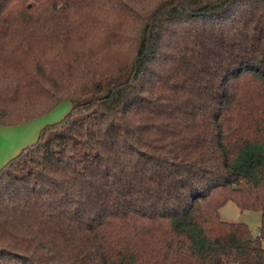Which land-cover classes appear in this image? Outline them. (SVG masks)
<instances>
[{
  "label": "trees",
  "instance_id": "obj_1",
  "mask_svg": "<svg viewBox=\"0 0 264 264\" xmlns=\"http://www.w3.org/2000/svg\"><path fill=\"white\" fill-rule=\"evenodd\" d=\"M63 98L0 167V264H264V0H0V125Z\"/></svg>",
  "mask_w": 264,
  "mask_h": 264
},
{
  "label": "rangeland",
  "instance_id": "obj_2",
  "mask_svg": "<svg viewBox=\"0 0 264 264\" xmlns=\"http://www.w3.org/2000/svg\"><path fill=\"white\" fill-rule=\"evenodd\" d=\"M70 107V100L63 98L52 109L37 117L13 125H0V155H3L2 158L9 156L16 146H25L32 143L43 126L61 119L69 111ZM237 129V131H240V128ZM217 214L220 220L247 224L252 235L257 233V228L260 225L261 216L258 211H241L229 200L218 208ZM262 245L264 247V240Z\"/></svg>",
  "mask_w": 264,
  "mask_h": 264
},
{
  "label": "crops",
  "instance_id": "obj_3",
  "mask_svg": "<svg viewBox=\"0 0 264 264\" xmlns=\"http://www.w3.org/2000/svg\"><path fill=\"white\" fill-rule=\"evenodd\" d=\"M34 142V141H33ZM31 144V143H30ZM29 145V144H28ZM26 146V145H25ZM24 146H19L16 148L9 154V156H6L5 158H2L3 155L1 156V161H0V167L8 160L10 159L12 156H14L21 148H23Z\"/></svg>",
  "mask_w": 264,
  "mask_h": 264
}]
</instances>
